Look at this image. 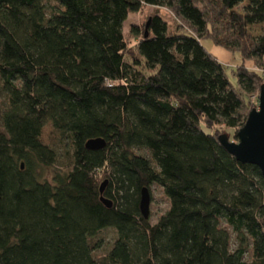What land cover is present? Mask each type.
<instances>
[{"label": "trees", "instance_id": "1", "mask_svg": "<svg viewBox=\"0 0 264 264\" xmlns=\"http://www.w3.org/2000/svg\"><path fill=\"white\" fill-rule=\"evenodd\" d=\"M145 7L176 27L156 13L132 54ZM262 25L264 0H0V264H264V176L219 141L263 85ZM204 42L241 60L237 86Z\"/></svg>", "mask_w": 264, "mask_h": 264}, {"label": "rangeland", "instance_id": "2", "mask_svg": "<svg viewBox=\"0 0 264 264\" xmlns=\"http://www.w3.org/2000/svg\"><path fill=\"white\" fill-rule=\"evenodd\" d=\"M156 13H159L160 15H162L163 18L169 22L171 29L174 30V28L176 27L175 26L176 25V17L168 9L156 8V7H154V8L153 7H145L141 12H139L137 14H134V13L129 14V17L124 24V35H125L130 53L135 54L136 46H137V42H138L137 38L135 37V33L133 32V30L136 29L137 31L144 32L146 30V25L150 21L151 17L153 15H155ZM251 31L254 35H260V34L264 33V25L254 27V28H252ZM204 45L206 46V48L210 52V54L218 62L223 64L227 70H229L228 76H229L232 84L234 86H237V80L234 77V75L231 73V71L238 68V66L241 65V60L239 58H236L235 56H233V54H231L230 52H228L224 48L218 47L211 42H204ZM245 66L247 69L259 73L264 78V68L261 69V68L256 67L255 63L252 61L246 62ZM263 84H264V81H263ZM259 95H260V92H257L253 96H250L248 98L249 106H250L252 111L254 109H258V107H259ZM221 131H223V130H221ZM230 132L233 133V131H230ZM223 134H226L230 137L229 133L225 132ZM51 135H52L51 129L47 128L45 131V136H46L47 140L48 139L50 140ZM230 141L237 142L238 140L237 139H230ZM54 146L58 149V151L60 153L64 152V150H63L64 148L59 141L55 142ZM63 158L64 157L61 156L60 160H63ZM51 173L52 172H50V173L48 172V175H51ZM168 209H169V200L165 196L163 190L158 188V187H153V189L151 191V207H150V215H151L152 223H156V221H158V219L162 215H164ZM101 235L105 239V245H104V249L97 254L98 257H103L104 255H106V252L110 249V247L112 245L111 243L115 240L114 239L115 234L112 230H107Z\"/></svg>", "mask_w": 264, "mask_h": 264}, {"label": "water", "instance_id": "3", "mask_svg": "<svg viewBox=\"0 0 264 264\" xmlns=\"http://www.w3.org/2000/svg\"><path fill=\"white\" fill-rule=\"evenodd\" d=\"M150 21L146 26V35L148 37V28ZM237 142L230 141L228 135L223 134L219 137L222 146L242 164L257 166L264 176V84L261 86L259 95V107L254 109L248 116L244 127L237 134ZM106 147L104 140H91L87 143L89 150H101ZM107 186V181L101 186V194ZM108 208L113 207V203L108 199H101ZM151 195L148 189L142 191L140 209L143 216L148 219L150 216Z\"/></svg>", "mask_w": 264, "mask_h": 264}]
</instances>
